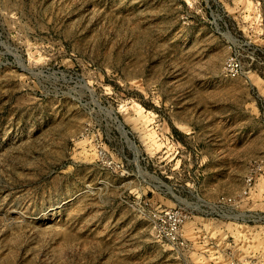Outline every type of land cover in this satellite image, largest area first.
<instances>
[{"label":"rangeland","instance_id":"rangeland-1","mask_svg":"<svg viewBox=\"0 0 264 264\" xmlns=\"http://www.w3.org/2000/svg\"><path fill=\"white\" fill-rule=\"evenodd\" d=\"M174 208L178 244L155 232ZM247 261L264 0H0V264Z\"/></svg>","mask_w":264,"mask_h":264},{"label":"built area","instance_id":"built-area-1","mask_svg":"<svg viewBox=\"0 0 264 264\" xmlns=\"http://www.w3.org/2000/svg\"><path fill=\"white\" fill-rule=\"evenodd\" d=\"M240 64L236 60H230L228 63V71L232 73L233 76H238L240 73ZM253 178H248V185L251 184ZM247 193V191L245 192ZM224 201H235L233 198L224 199ZM185 222L184 213L177 208L165 210L158 222H156L155 232L161 238L169 241L173 244H178L180 241V234L182 231L183 224ZM234 264H257L252 261L238 262Z\"/></svg>","mask_w":264,"mask_h":264},{"label":"bare ground","instance_id":"bare-ground-1","mask_svg":"<svg viewBox=\"0 0 264 264\" xmlns=\"http://www.w3.org/2000/svg\"><path fill=\"white\" fill-rule=\"evenodd\" d=\"M112 114H113V113H112ZM119 127H120L119 129L121 130V132H122V134L124 135V137H126L128 143H129L131 146L135 147L134 142H132V140L128 137V132L124 129L123 124H120Z\"/></svg>","mask_w":264,"mask_h":264}]
</instances>
